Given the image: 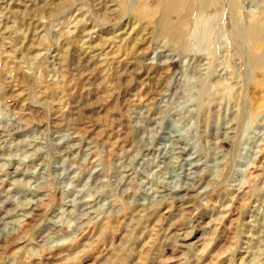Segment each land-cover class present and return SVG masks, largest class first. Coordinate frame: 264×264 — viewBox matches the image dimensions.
<instances>
[{
  "label": "rangeland",
  "instance_id": "obj_1",
  "mask_svg": "<svg viewBox=\"0 0 264 264\" xmlns=\"http://www.w3.org/2000/svg\"><path fill=\"white\" fill-rule=\"evenodd\" d=\"M248 26L264 0H0V264H264Z\"/></svg>",
  "mask_w": 264,
  "mask_h": 264
},
{
  "label": "bare ground",
  "instance_id": "obj_2",
  "mask_svg": "<svg viewBox=\"0 0 264 264\" xmlns=\"http://www.w3.org/2000/svg\"><path fill=\"white\" fill-rule=\"evenodd\" d=\"M170 3L173 4L174 0H170ZM246 32H247V35L252 36V37H259V36H262L264 34V30L259 29L256 26H248L246 28ZM262 59H263V56H258V57L249 56L247 60H248L249 65L255 66Z\"/></svg>",
  "mask_w": 264,
  "mask_h": 264
}]
</instances>
